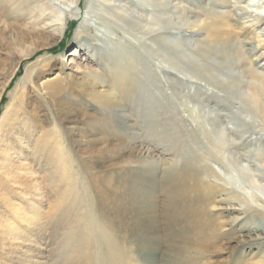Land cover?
Here are the masks:
<instances>
[{
  "label": "rangeland",
  "instance_id": "obj_1",
  "mask_svg": "<svg viewBox=\"0 0 264 264\" xmlns=\"http://www.w3.org/2000/svg\"><path fill=\"white\" fill-rule=\"evenodd\" d=\"M52 1L64 12V33L48 47L22 59L18 66L15 44L28 19L21 21V26L10 24L0 28V264L165 263L167 244L173 241H167L166 236H172V229L160 231V245L155 249L149 245L154 237L150 234L137 237L138 231L131 229L127 238H117L114 232L102 230L82 171L115 181H120L119 174H123L125 167H132L145 176L148 172L151 179L145 182L146 190L154 193L148 206L158 214L157 219L164 226L166 215L162 210L166 200L161 182L167 173L180 172L185 158L201 153L210 167L245 192L248 201L264 212V190L243 185L242 178L224 159L223 163L215 159L221 155L208 140L211 135L217 137L220 128L232 131L242 128L243 115L232 109L221 91L202 86V90L218 98L201 95L196 99L195 88L182 86V74L167 69L176 76V80H171L164 73L166 68L156 55L159 48L152 54L148 35L141 32L131 35L130 27L122 28L118 22L116 25L101 19L92 10L91 0H80L79 5H75V0ZM172 1H179L197 13L202 25L209 26L217 20L209 15H234L224 28L236 37L251 38L253 46L245 48H252L255 55L264 53V0ZM123 2L140 13L150 9L144 5V0ZM236 17L239 20L236 21ZM205 30L184 34L194 41L204 36ZM256 34L262 36L254 38ZM140 36L145 39L139 42ZM29 41L39 43L41 40L30 35L20 49L27 51ZM259 58L255 59V64L264 70V54ZM49 60L54 64H49L46 72L34 79L29 88L26 84L21 88L26 67H33L34 74ZM85 67L101 71L108 89L115 87L114 70L126 68L133 74L134 84L127 83L134 90L133 95L129 98L128 93L121 94L125 105L106 111L108 115L115 114L116 122H123L121 131L136 134L134 141L144 145L142 154L127 151L112 155L111 150L102 148L101 142L96 141V134L87 132L91 118L99 109L86 95ZM54 76L65 81H68L67 76L71 77L60 99L63 105L57 102L55 105L52 100L43 102L40 96L38 85ZM183 90L194 100L185 104L179 94ZM131 110L137 115L131 117ZM149 115L152 121L146 118ZM62 141L64 151L60 150ZM225 193L215 195L206 211L211 212L214 229H228L229 233L213 244L205 259L212 264L234 261L262 264L264 227L249 232L244 225L251 220L241 219L237 210L217 201L225 197ZM249 214H254L253 209ZM235 217L239 220L231 224ZM255 221L260 223L258 217Z\"/></svg>",
  "mask_w": 264,
  "mask_h": 264
},
{
  "label": "bare ground",
  "instance_id": "obj_2",
  "mask_svg": "<svg viewBox=\"0 0 264 264\" xmlns=\"http://www.w3.org/2000/svg\"><path fill=\"white\" fill-rule=\"evenodd\" d=\"M123 1L91 0L90 6L101 19L109 20L113 24L118 22L122 28L130 27L131 35L136 36L140 32L148 35V48L152 54L159 48L156 55L166 68L164 73L171 80H176V76L168 70L182 74V86L195 88L196 99L201 95L218 98L217 95L202 90V86L206 85L221 91L223 97L228 98L226 101L232 109L243 115L242 128L234 131L220 128L217 137L211 135L208 140L221 155V158L215 156V159L220 163H223L224 159V162L242 178L243 185L264 190V70L255 64V59L264 53L255 55L252 48H245L246 45L253 46L251 38L236 37V34L224 28L229 25L230 19L235 17L232 14L209 15L217 20L207 26L199 24L198 14L179 1L144 0V5L150 9L141 13ZM74 2L75 5L80 4V0ZM25 18L28 21L26 25H22L21 21ZM65 23L64 12L52 0H0V28L14 24L22 25L25 29L17 36L18 41L15 44L18 50L17 66L22 59L60 39L65 30ZM202 28L206 30L200 39L190 41V37L184 34H192L195 31L199 33ZM77 29L80 32V26ZM30 35L32 38L39 37L41 41H29L30 48L27 51L21 50ZM261 36L256 34L254 38ZM141 38H138L139 42L145 39ZM50 62L49 60L47 64L40 66L34 74L31 70L33 67H26L20 81L21 88H25V84L26 88H29L34 79L46 72L49 64H54ZM76 65L80 67L79 63ZM83 75L88 86L86 95L99 109H96V114L91 118L87 132L96 134V141L101 142L102 148L111 150L112 155L127 151L142 154L144 145L134 141L136 134L121 131L123 122H116L115 114L108 115L106 111L125 105V98H122L121 94L128 93L129 98L133 95L134 90L127 84H134L131 71L126 68L114 70L113 77L115 75L117 78L114 77L116 82L114 80L115 87L112 89L106 88L105 76L101 71L87 67ZM67 80L54 76L38 85L43 102L52 100L55 105L56 102L63 105L60 99L69 87L71 77L67 76ZM179 94L185 104L194 100L185 90ZM136 115L134 110L130 111L131 117ZM146 118L152 121V115ZM63 143L64 141L60 143L61 151H64ZM197 143V146H200V142ZM188 145L190 147V143ZM190 148L192 149V146ZM183 161L180 172L167 173L165 180L161 182L164 185L162 190L164 189L163 196L166 200L162 210L166 215L164 226L159 223L158 214L148 206L154 193L151 189L146 190L148 185H145V182L151 179L147 170L145 176L132 167H125L123 174H119L120 181L106 180L102 175H90L85 171H82V176L93 199L91 205L102 230L114 232L117 238H127L131 229L138 231L137 237L150 234L154 237L149 245L155 249L160 245V231L172 229V236H166L167 241H173L172 244H167L168 259L164 264H212L213 262L205 259V254L215 242L225 239L229 233L228 229L213 227L211 212L206 211V206L213 197L215 200V195L226 192L225 197L217 201L225 202L229 209L237 210L241 219L251 220L250 224L244 225L249 232L264 227V212L248 201L245 192L238 190L210 167L203 154L196 153ZM234 205H238V208ZM252 209L254 214L250 215L249 211ZM256 217L260 219V223L255 221ZM237 220L239 217L232 219L231 224ZM221 261L223 259L219 262ZM260 261L264 264V254ZM232 264L248 263L234 261Z\"/></svg>",
  "mask_w": 264,
  "mask_h": 264
}]
</instances>
